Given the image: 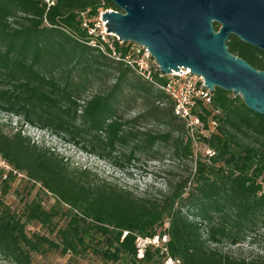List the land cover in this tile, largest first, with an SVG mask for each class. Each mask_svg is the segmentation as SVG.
Segmentation results:
<instances>
[{"label":"trees","instance_id":"16d2710c","mask_svg":"<svg viewBox=\"0 0 264 264\" xmlns=\"http://www.w3.org/2000/svg\"><path fill=\"white\" fill-rule=\"evenodd\" d=\"M100 9L118 10L110 0H0V112L122 170L139 155L155 159L162 148L192 168L165 178L164 192L137 193L90 169L72 168L22 127L6 133L0 126V156L58 205L47 211L33 199L19 213L4 201L9 189L4 182L0 259L33 264V254H83L95 241L93 253L105 263L161 264L152 251L137 259L135 238L167 234L169 253L181 264H264V256L234 257L221 248L241 244L264 228V116L231 92L216 89L211 105L195 112L205 131L194 143L164 92L88 45L80 13L97 16ZM129 45L124 44V54ZM227 46L264 71V52L235 36ZM89 90L95 91L83 98ZM128 98L146 103L132 119L126 117ZM152 117L164 132L136 129L139 120ZM195 145L211 155H198ZM64 206L66 211L59 212ZM58 214L63 226L53 224ZM33 223L55 232L56 240L29 234Z\"/></svg>","mask_w":264,"mask_h":264},{"label":"water","instance_id":"95a60500","mask_svg":"<svg viewBox=\"0 0 264 264\" xmlns=\"http://www.w3.org/2000/svg\"><path fill=\"white\" fill-rule=\"evenodd\" d=\"M110 1L118 10L102 14L107 32L145 48L163 76L189 69L210 94L231 92L264 116V71L227 46L235 36L264 52V0Z\"/></svg>","mask_w":264,"mask_h":264},{"label":"rangeland","instance_id":"374dc122","mask_svg":"<svg viewBox=\"0 0 264 264\" xmlns=\"http://www.w3.org/2000/svg\"><path fill=\"white\" fill-rule=\"evenodd\" d=\"M112 82L105 84L106 88H110ZM95 90H89L84 96L87 97ZM165 103V102H164ZM159 105L162 111L166 103ZM128 106V119L136 117L143 109H146V103L142 100L134 102L128 98L125 102ZM136 129L142 132L161 133L164 132L165 126L154 117L146 120H139L136 124ZM0 126L4 132H14L19 127H22L25 135L29 136L35 143L45 147L54 149L57 154L68 159L72 168H87L96 172L100 177L105 178L111 182L117 183L123 187L134 190L137 193L166 191L165 178L176 177L181 174H186L192 168V163L187 162L188 166L185 168L182 160L174 161L169 153L168 148H162L160 153L156 155L155 159L146 154L137 156V159H132L129 163H124V170L115 167L107 161L101 160L94 155H90L77 146H73L60 140L45 131H41L36 127L23 124L21 120L15 116L0 112ZM195 152L200 156H205L202 149L196 148ZM124 149H119L117 155L122 157ZM187 169V170H186ZM193 170V169H192ZM15 176L8 180L0 176V195L3 193L4 182H8V191L4 194L5 203L17 212H21L26 203L35 199L40 201L41 206L49 211L53 206L57 209V202L50 194L40 190L38 184L29 181L24 174ZM68 207L64 206L58 209L59 212H65ZM53 224L63 226L65 219L60 215H56L53 219ZM29 234L37 233L45 235L51 239L56 240L55 232L52 233L50 229L42 227L40 224L33 223L27 228ZM91 249L87 253L72 255H63L58 251H49L44 254H33V264H112L105 263L97 255L93 253L96 248L95 241L91 243ZM224 252H228L234 257L251 258L257 255L264 256V228L256 232L255 235L248 236L245 241L238 245H224L221 247ZM125 262H118L115 264H124ZM0 264H10L5 260L0 259Z\"/></svg>","mask_w":264,"mask_h":264},{"label":"built area","instance_id":"2783aa9c","mask_svg":"<svg viewBox=\"0 0 264 264\" xmlns=\"http://www.w3.org/2000/svg\"><path fill=\"white\" fill-rule=\"evenodd\" d=\"M111 11L113 10L100 9L97 16H90L88 12L80 13L82 28L90 39L88 45L96 48L109 59L127 65L141 79L164 92L173 102L175 116L184 122L188 134L196 143V134L204 133L205 127L195 112H198L201 106L209 107L212 103V94L205 88L203 79L189 74L190 70L185 68H180L178 72L173 71L169 75L163 76L145 48L119 41L117 36L107 32L106 23L102 21V14ZM124 44H130L125 54L122 52ZM156 78H164L165 81L161 83ZM208 127L213 130L215 123L209 122ZM206 154L211 155L210 150L207 149ZM0 170L3 179H7L10 175L21 176L1 156ZM126 235L127 232H123L122 238ZM168 241L167 234L136 236L137 259H143L147 251H152L158 255L161 264H181L180 260L170 255Z\"/></svg>","mask_w":264,"mask_h":264}]
</instances>
